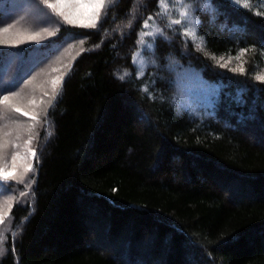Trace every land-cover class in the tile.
<instances>
[{
  "label": "trees",
  "instance_id": "obj_1",
  "mask_svg": "<svg viewBox=\"0 0 264 264\" xmlns=\"http://www.w3.org/2000/svg\"><path fill=\"white\" fill-rule=\"evenodd\" d=\"M168 4L115 0L96 28L12 50L84 41L0 264H264V0ZM169 58L222 85L210 114L174 101Z\"/></svg>",
  "mask_w": 264,
  "mask_h": 264
},
{
  "label": "rangeland",
  "instance_id": "obj_2",
  "mask_svg": "<svg viewBox=\"0 0 264 264\" xmlns=\"http://www.w3.org/2000/svg\"><path fill=\"white\" fill-rule=\"evenodd\" d=\"M50 2L55 3V0ZM82 3L87 5L89 0H82ZM0 11H3L0 28L11 25L9 32L4 34L5 38L24 40L26 36L35 33L44 36L42 40H25L24 43L15 47L0 45V101H3L4 96L9 97L8 101L0 103V143L6 144L0 167H3L5 172L19 177L28 163L33 165L35 158L31 156L28 149H35L37 153L41 130L47 127L49 107L47 101L51 98L54 81L58 93L63 76L69 70L68 66L76 53L83 48V44L80 43L81 40L69 39L55 47V51L51 54H46L45 58H40L37 54L27 56L22 52L12 53L15 48H27L26 46L32 44L42 45L54 36L47 37L44 29L56 34L61 24L66 22L43 4L42 0H6L3 3L0 2ZM79 13L80 17L86 21L91 9L86 6L81 7ZM27 60L29 66L25 67ZM168 60L167 69L173 71L178 80L179 92H176L174 101L196 113L210 114L211 108L219 100L222 85L206 79L200 70L184 66L170 58ZM29 81L31 83H28ZM17 108L21 111L16 112ZM29 128H31L30 131ZM29 136L32 137L30 143H28ZM14 155L15 161H13ZM34 180V171L31 170L20 180L0 181L8 188L6 192L0 193V205H4L2 210L8 213L4 222L0 224V235L3 237L0 242V256L6 251L3 243L6 233L12 228L10 210L16 202H25L30 198ZM5 202L11 204L10 209Z\"/></svg>",
  "mask_w": 264,
  "mask_h": 264
},
{
  "label": "snow or ice",
  "instance_id": "obj_3",
  "mask_svg": "<svg viewBox=\"0 0 264 264\" xmlns=\"http://www.w3.org/2000/svg\"><path fill=\"white\" fill-rule=\"evenodd\" d=\"M42 3L47 5L48 8H51L55 13H57L59 16L63 18V20L71 25H79L83 27H89V28H96L98 21L102 19L104 15H106L107 7L113 3V0H89V3L87 5H84L82 3V0H55V3H51L50 0H42ZM158 3L163 6V10L167 11L169 4L168 0H158ZM89 7L91 9V13L87 20L85 21L80 17L79 9L81 7ZM186 15V13H184ZM149 19H152L149 17ZM148 20L144 21V27H148ZM173 23L175 24H180V20H176ZM11 25L8 27L0 28V45H9V46H17L26 41H38L44 39V36H42L40 33H35L32 35H28L25 37L24 40L18 39V38H5L4 34L9 32V28ZM45 35L47 37H51L55 35V32L49 31L47 29L43 30ZM156 32H160L161 30L157 27L155 29ZM145 35H153V33H145ZM189 36L193 35L192 33H188ZM202 39V38H201ZM81 44L84 43V41H80ZM235 71V69H233ZM243 71V69H240ZM123 78V77H121ZM256 79L264 81V75H259L256 77ZM28 83H31L29 81ZM56 82L54 81V86H53V91L51 94V98L47 101L48 105H51L52 101L56 98L57 95V89L55 87ZM9 97L4 96L3 101H0V103H3L5 101H8ZM16 112H20L21 110L19 108L15 109ZM46 111V109H45ZM24 115H28V113H24ZM35 119V117H33ZM29 131L31 128L28 129ZM7 135V133H5ZM19 135V133H18ZM32 137L29 136V141L28 143L31 142ZM6 147V144L0 143V160L3 159L4 157V152L3 149ZM29 153L33 158L36 156V151L35 149H28ZM16 156H13V161H15ZM33 170V166L31 163H28L27 166L24 169V172L20 174V176H16L12 173L5 172L3 167H0V181H7V180H20L22 179L23 175L29 171ZM8 190L7 186L3 183H0V193L6 192ZM7 204V202H5ZM4 205H0V224L4 222L5 216L8 214L4 212L3 209ZM7 207L10 209L11 204H7ZM2 235H0V242H2Z\"/></svg>",
  "mask_w": 264,
  "mask_h": 264
}]
</instances>
